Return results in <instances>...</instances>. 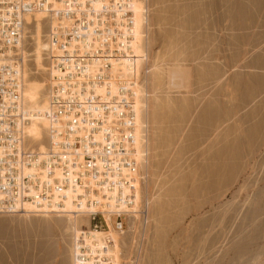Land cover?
Returning <instances> with one entry per match:
<instances>
[{
	"label": "rangeland",
	"instance_id": "obj_1",
	"mask_svg": "<svg viewBox=\"0 0 264 264\" xmlns=\"http://www.w3.org/2000/svg\"><path fill=\"white\" fill-rule=\"evenodd\" d=\"M145 6L140 74L151 154L140 193L150 200L149 218L126 219L120 264H264V0ZM49 21L27 17L24 58L19 53L32 109L48 101ZM176 21L192 30L190 62L179 59L185 33L174 41ZM48 127L33 120L27 131L36 139L28 136L27 146L46 144ZM74 241L68 213H0V264H74Z\"/></svg>",
	"mask_w": 264,
	"mask_h": 264
},
{
	"label": "built area",
	"instance_id": "obj_2",
	"mask_svg": "<svg viewBox=\"0 0 264 264\" xmlns=\"http://www.w3.org/2000/svg\"><path fill=\"white\" fill-rule=\"evenodd\" d=\"M54 1L63 4L60 10ZM129 1L0 0V213L19 212L26 202L40 213L63 212L68 192L79 206L98 203L100 208L99 195L113 199L111 212L87 210L89 226L108 236L105 253L98 248L94 254L82 231L76 239L82 253H75L81 262L93 258L94 264H115L108 251L114 245L108 218L117 232H124L128 217L144 218L147 211L144 200L137 208L138 181L144 184V158L149 157L141 146L145 132L140 131V139L137 135L136 89L143 79L113 70L133 37ZM99 3L102 8H95ZM41 11L47 19H58L54 25L49 21L46 36L59 51L50 62L59 72L49 83L44 151L27 146L24 125L30 115L23 76L16 69L20 52H15L22 15Z\"/></svg>",
	"mask_w": 264,
	"mask_h": 264
},
{
	"label": "bare ground",
	"instance_id": "obj_3",
	"mask_svg": "<svg viewBox=\"0 0 264 264\" xmlns=\"http://www.w3.org/2000/svg\"><path fill=\"white\" fill-rule=\"evenodd\" d=\"M145 5L147 3V0H144ZM129 3H131L132 9L134 11L133 13V26H132V34L133 37L130 40V46L127 49L126 53H124L123 51H121L120 55H121V60L115 61L113 62V70L116 71H122V72H132V75L135 79H137L139 77L140 72L142 71V65L143 62L146 61L148 59V52H147V48L145 47V43H147L146 41H148L147 39L145 40V38H147L148 35V9L145 5L141 6V1L140 0H130ZM62 3L60 1H54V8L60 10L62 7ZM95 8H102V5L99 3L97 5H95ZM36 14H45L44 11L41 12H36V13H25L22 15V20H23V30L21 32L22 36L19 38V42L17 44V48L15 49V52H17L19 50V52L22 54L23 58V48L26 42V34H25V30H26V22H27V17H29L30 15H36ZM58 19L57 17H55L54 19H51V24H56ZM125 41V40H124ZM50 45V43H49ZM57 46L55 45L53 47V49L51 48L50 45V53H48V58L53 59L56 55L59 54V51L56 49ZM114 50V47H113ZM11 54H13V50L9 51ZM21 58V62L24 61V59ZM13 59V58H12ZM16 69L18 70V72L23 76V72H24V67L18 62V64L16 65ZM59 70H57L54 66H52L51 64V81L53 80L55 74H58ZM25 78L23 77V86H25ZM50 81V82H51ZM24 90V88H23ZM136 93H137V124H138V137L140 139L141 135H140V131L142 130V132L144 131V137L143 140L141 141V146L143 147L144 152H148V156L151 154V149L149 147V138H148V127H147V117H146V109H147V100L146 97L149 95L148 89L146 87V89L143 86L139 85L136 89ZM48 101L46 103L45 106L41 107V109H32L30 108V102H27L24 99V105H25V109L28 110L29 115H30V121L28 123H26L24 125L25 128V132L26 134H28V136H32L34 139L35 136L29 134V132L27 131V128L29 126V124L33 121V120H43L47 123H49L48 118L46 116V111L49 109L50 106V96L48 95ZM48 129V128H47ZM45 128L44 131H46V136H47V140H48V131ZM43 138V136L38 139L41 140ZM27 141V140H26ZM47 143L44 145H39L38 147H33L34 149H40L41 151H44L46 149ZM42 147H44V149H42ZM142 151L139 149V155H141ZM149 157H145L144 158V168L146 170V176L144 177V180L147 178V167L149 164ZM139 179V176H138ZM142 183H140V181H138V186H137V202L140 201L142 202L143 200L145 201V204L147 205V211H145V216L144 218H141L140 214H137V216L135 218H137V220L140 218V224H146L147 225V220H148V216H149V205H150V200L148 197L146 198H141V193H140V187H141ZM69 196L68 199H66L65 204L63 205V209L61 211L63 212H53L52 209H48L45 210V213H40L39 208L36 207L35 210V206L33 205V203H25L24 207L19 211V212H14V213H22V214H36V215H40V214H49V213H68L70 215L73 216V220H74V230H75V241H74V264H94L92 259L93 258H85L84 262H81L80 260H77L76 255L77 254H81L82 250L79 244V240H76L79 235L81 234V232L83 231V234L86 236V241L87 244H90L93 248V253L95 254L97 251L96 249L101 248L100 252L102 254L105 253V251L102 249L103 245L106 243L104 242L105 239H107V232H105L104 230H100V229H94L91 226H89V217L88 218V228L87 229H81L80 228V223L82 222L81 220V216H88V212L87 210H94V209H98L99 205L98 203H96L95 205L93 204V206H87L84 205L83 206H79V204L75 203L72 198H71V193L68 192ZM95 193L92 192V197L94 196ZM97 199L100 201V203H103L99 209H105L108 210V212H111L114 209V203H112L114 200L111 198H103L101 195L97 196ZM108 202H111V204H108ZM140 207V204L138 202L137 204V208ZM44 211V210H43ZM109 213H107L108 215ZM110 215V214H109ZM108 221L111 225V228L109 230V237H111V239L114 242V245L111 247H109V245L107 247H109V254L113 256V261L115 264H120V257H119V249H120V243L118 240V235L123 233V232H117L114 227L112 226V222H111V218H108ZM92 254V253H91ZM101 264H105V263H101Z\"/></svg>",
	"mask_w": 264,
	"mask_h": 264
},
{
	"label": "crops",
	"instance_id": "obj_4",
	"mask_svg": "<svg viewBox=\"0 0 264 264\" xmlns=\"http://www.w3.org/2000/svg\"><path fill=\"white\" fill-rule=\"evenodd\" d=\"M170 32L173 33L172 35L174 36V41L178 40L179 42L183 39L182 36L185 33L186 40L184 39V42H181L184 45L185 54H183L184 57H179V59H184L186 61L189 60L188 62H190V57H187V38H189L190 36L192 37V30L187 26L186 23H183V21H176L175 25L173 26V30L171 29Z\"/></svg>",
	"mask_w": 264,
	"mask_h": 264
}]
</instances>
